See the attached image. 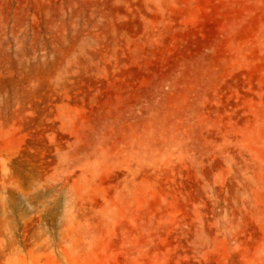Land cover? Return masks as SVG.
Here are the masks:
<instances>
[{
  "label": "rangeland",
  "instance_id": "374dc122",
  "mask_svg": "<svg viewBox=\"0 0 264 264\" xmlns=\"http://www.w3.org/2000/svg\"><path fill=\"white\" fill-rule=\"evenodd\" d=\"M0 264H264V0H0Z\"/></svg>",
  "mask_w": 264,
  "mask_h": 264
}]
</instances>
